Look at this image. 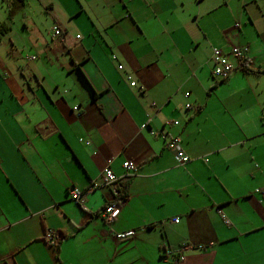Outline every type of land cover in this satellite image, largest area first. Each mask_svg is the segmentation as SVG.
<instances>
[{"label":"crops","instance_id":"1","mask_svg":"<svg viewBox=\"0 0 264 264\" xmlns=\"http://www.w3.org/2000/svg\"><path fill=\"white\" fill-rule=\"evenodd\" d=\"M18 2L30 53L0 52V264H264V0ZM233 45L248 68L230 57L218 81L213 48ZM125 160L138 171L108 225L109 188L85 206L69 192L100 186L108 165L123 176ZM184 244L206 249L174 262Z\"/></svg>","mask_w":264,"mask_h":264},{"label":"built area","instance_id":"2","mask_svg":"<svg viewBox=\"0 0 264 264\" xmlns=\"http://www.w3.org/2000/svg\"><path fill=\"white\" fill-rule=\"evenodd\" d=\"M238 25L236 24V28ZM62 32L59 28L55 29V35L59 36ZM248 46H240V45H233L228 51H225L221 48H213L212 53V64H213V70L212 75L215 79L218 81H224L230 78V76L233 74V72L237 69V66L230 60V57H233L237 62L238 66H247L249 59H248ZM119 69H124L123 65L118 66ZM129 79H132L131 75H128ZM136 81L132 80L131 85L135 86ZM188 94V93H187ZM187 108H190V104L188 103ZM74 109L79 112V106H75ZM168 124H178L177 121L167 122ZM171 146L176 150V158L177 161L183 165L190 161V156L185 152L181 145V140L178 136L174 137L171 140ZM110 163V161H109ZM123 168L125 169V174L123 176L117 175L114 170L108 165L103 169V181L100 186L93 185L90 186L87 190L80 189V188H73L70 190L69 194L73 201L80 204V206H85V195L87 191H92L95 188H101V187H107L110 189L111 193L113 194L114 198L112 201L108 202L102 212L99 214V217L101 220L108 225L112 224L121 214V208L122 204L125 201V197L121 196V190L124 188L123 180L127 179L138 171V166L134 163L132 160H125L123 162ZM255 193H258L262 196H264V185L260 186L255 189ZM217 211L221 214L223 219L226 223H229V220L226 218L225 214L218 208ZM178 218L174 219V222H178ZM136 234L135 229H128L124 231L115 232L114 236L118 240H124L128 239L130 237H133ZM60 236H57L55 232L53 231H46L45 238L47 242L55 246L57 244V241L59 240ZM199 249H203V245L197 246ZM186 249H194L192 246H184L179 250V259L183 258V253Z\"/></svg>","mask_w":264,"mask_h":264},{"label":"rangeland","instance_id":"3","mask_svg":"<svg viewBox=\"0 0 264 264\" xmlns=\"http://www.w3.org/2000/svg\"><path fill=\"white\" fill-rule=\"evenodd\" d=\"M22 6L18 2V0H0V20L1 19H6L5 15L9 14L8 19L9 22H12L14 24V28L11 32H9L7 39L5 40V44L1 43L0 44V52L2 54L7 51L9 54L12 55V57L16 60V64L18 65V60L24 58V53H30L29 48L25 47V49L22 47L21 44L18 43L19 38H18V24L21 23V20L23 18V14L21 13ZM233 25L230 27L232 28ZM12 37V40L16 43V45H12L9 43V38ZM21 43V42H20ZM26 51V52H25ZM25 54V55H26ZM122 190H124L122 188ZM116 199V198H113Z\"/></svg>","mask_w":264,"mask_h":264},{"label":"clouds","instance_id":"4","mask_svg":"<svg viewBox=\"0 0 264 264\" xmlns=\"http://www.w3.org/2000/svg\"><path fill=\"white\" fill-rule=\"evenodd\" d=\"M237 24V23H236ZM238 25V24H237ZM60 29V28H59ZM249 59V58H248ZM244 67H246V66H244ZM190 104V103H189ZM191 105V104H190ZM187 107V106H186ZM190 107H192V106H190ZM124 189V188H123ZM122 191V190H121ZM121 196H123L122 195V193H121ZM124 197V196H123ZM218 209V208H217ZM223 218V217H222ZM135 236V235H134ZM133 236V237H134ZM130 238H132V237H130ZM118 240V239H117ZM187 245H189V246H191L190 244H184V245H181L179 248H178V251L177 252H173V253H171V255H174V262H180L181 260H183L184 258H185V255H186V252L188 251V249H186L185 251H184V253H183V258L182 259H179V250L182 248V247H184V246H187ZM198 245H196V246H192L194 249L193 250H204V249H206V246H204V248L203 249H199L198 247H197ZM168 253V252H167Z\"/></svg>","mask_w":264,"mask_h":264},{"label":"trees","instance_id":"5","mask_svg":"<svg viewBox=\"0 0 264 264\" xmlns=\"http://www.w3.org/2000/svg\"><path fill=\"white\" fill-rule=\"evenodd\" d=\"M3 28H4V25L2 24L1 25V27H0V32H3ZM248 67H245V69H247ZM126 189H127V183H126V185L124 186V190H122L121 191V193H122V195L125 197L126 195ZM48 231V230H47ZM44 238H45V236H44ZM45 240H46V238H45ZM47 241V240H46ZM57 243H58V241H57ZM55 246H57V244L55 245ZM60 262H61V260H60V258H59V253H57V262H56V264H60Z\"/></svg>","mask_w":264,"mask_h":264}]
</instances>
